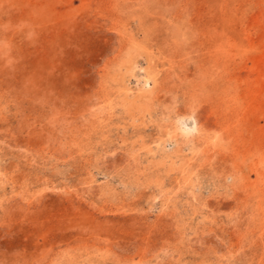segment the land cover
<instances>
[{
	"label": "rangeland",
	"instance_id": "rangeland-1",
	"mask_svg": "<svg viewBox=\"0 0 264 264\" xmlns=\"http://www.w3.org/2000/svg\"><path fill=\"white\" fill-rule=\"evenodd\" d=\"M0 264H264V0H0Z\"/></svg>",
	"mask_w": 264,
	"mask_h": 264
},
{
	"label": "bare ground",
	"instance_id": "bare-ground-1",
	"mask_svg": "<svg viewBox=\"0 0 264 264\" xmlns=\"http://www.w3.org/2000/svg\"><path fill=\"white\" fill-rule=\"evenodd\" d=\"M190 120H191V118H190Z\"/></svg>",
	"mask_w": 264,
	"mask_h": 264
}]
</instances>
